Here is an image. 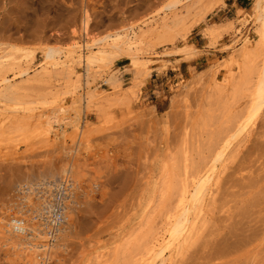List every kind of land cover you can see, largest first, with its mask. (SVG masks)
Here are the masks:
<instances>
[{
    "label": "rangeland",
    "instance_id": "rangeland-1",
    "mask_svg": "<svg viewBox=\"0 0 264 264\" xmlns=\"http://www.w3.org/2000/svg\"><path fill=\"white\" fill-rule=\"evenodd\" d=\"M171 1L0 0V56L13 64L0 80L11 79L29 104L19 113L9 102L0 115V199L36 179L57 182L69 165L82 196L49 264H135L161 233L179 184L203 170L249 111L260 59L245 84L226 66L250 32L244 10L253 0H176L164 12ZM85 12L91 42L124 43L90 71L98 97L89 107L71 103L83 95L76 68L70 80L41 72L47 49L64 56L83 44ZM77 52L76 63L88 56ZM139 58L147 68L130 61ZM112 77L115 85L103 83ZM12 254L0 244V264H18ZM172 264H264V105L229 150Z\"/></svg>",
    "mask_w": 264,
    "mask_h": 264
},
{
    "label": "bare ground",
    "instance_id": "bare-ground-1",
    "mask_svg": "<svg viewBox=\"0 0 264 264\" xmlns=\"http://www.w3.org/2000/svg\"><path fill=\"white\" fill-rule=\"evenodd\" d=\"M178 4L179 2L176 0L171 1L169 4L164 6L162 10L164 12L173 11ZM244 12V20L250 23V32L242 41L238 54L229 56L228 65L226 67H228V69L233 68L236 70L239 74L240 83L245 84V80H248L253 74V64L260 59L261 67L257 73L258 75L254 89L249 96V111L236 127L234 133L229 137V139L218 147L216 153L213 155V159L203 166V170L179 184L175 207L167 211L161 233L156 236L151 245L145 248L144 255L142 254L138 257L137 261H134L135 264L173 263L175 258L182 251L183 246L188 242L190 236L197 228L202 207L205 201L211 197L213 187L225 169L229 150L243 135V133L246 132L247 128L252 124L253 118L260 112L264 105V0H253L252 5L244 10ZM231 23L232 21L228 22V24ZM165 28L167 29L168 27L165 26ZM211 28L209 29V33H212ZM82 32L83 44L80 46L73 44L70 50L65 53L64 61H62V58L64 57L63 52L52 48L47 49L43 55L44 66H47V68L41 67V72H44L43 74H47V76H49L47 73L49 70L52 73L62 72V74L70 80L72 78L70 70L72 67L76 68L78 70V72L74 74L76 83L79 85L82 83L83 95L71 97L70 100L72 105L78 104L83 100L86 107H89L98 97V95L93 92L97 85L92 79L90 71L97 64L100 57L104 58L107 62H111L117 58L122 53L121 48L124 43L120 37L114 38L111 36L91 42L89 38V17L86 12L84 13L82 20ZM141 36H144V34ZM135 38L136 36H134L133 39ZM108 40L112 41L111 44H108L106 47L99 48L96 51L97 46L105 45L106 42L108 43ZM135 40L130 38L126 41V43H137L138 39L136 38ZM77 50L87 51L88 56L81 57L79 55V60H77L76 63L74 56L78 54ZM191 55H194V52L185 53L183 55V62H187V59ZM130 61L134 63L136 68H147V62H149L144 58L130 59ZM10 62L11 60L0 56V69L5 66L11 67L13 64L9 66ZM37 71H39V69H37L36 72ZM29 72V70L22 71L18 73V77L27 78L30 74ZM233 80L234 78L227 83L231 85ZM103 83L115 85L117 82L116 79L112 77L110 79H104ZM18 93L19 88L13 85L11 79L3 77L0 80V115H2L1 113L4 111L5 106L9 102L14 103L16 106L15 109L19 113L29 111V104L21 102L18 97ZM61 175L63 176L61 179L62 183H66L67 185L71 182L77 183L75 180H77L78 177L73 175L72 165L63 168L61 170ZM61 180H58L57 182ZM57 182H49V180L43 178L36 179L35 184L30 182L29 184H24L20 187L24 194L30 195L33 193L34 186L41 187L47 184L54 185L57 184ZM15 188H12L10 191H13ZM3 199H0V240L2 247L9 250V252H13L12 255L15 257V261H17L18 264H42L39 251L37 250V248L40 247V244H36L35 247H30L24 237L12 233L11 230L7 229L5 226L8 221L2 214L1 200ZM75 212L76 210L68 212L67 215H65V218L68 219L70 214ZM47 226V222L43 224H33L29 218L28 224L23 225L22 222L20 223L18 232L22 233L25 229L31 230L33 233H39L41 231L37 229L38 227L46 228ZM65 231L66 230L64 228V232ZM58 232L60 233L61 231L58 229ZM44 234H46V232H44ZM62 249L65 250V247L63 246Z\"/></svg>",
    "mask_w": 264,
    "mask_h": 264
},
{
    "label": "built area",
    "instance_id": "built-area-1",
    "mask_svg": "<svg viewBox=\"0 0 264 264\" xmlns=\"http://www.w3.org/2000/svg\"><path fill=\"white\" fill-rule=\"evenodd\" d=\"M74 185L72 182L68 185L64 184L61 180L54 185L34 186L33 193L30 195L24 194L21 187H18L8 192L1 200L2 214L8 221L5 226L12 233L24 237L30 247L40 244L37 250L42 264H49L53 250L64 232L67 222L65 215L70 211L77 210L82 203V196L74 194V191L77 190V185ZM29 218L33 224L47 222L48 226L46 228L38 227L37 229L41 231L39 233L25 229L22 233L18 232L20 223L28 224ZM58 229L61 231L60 233Z\"/></svg>",
    "mask_w": 264,
    "mask_h": 264
}]
</instances>
